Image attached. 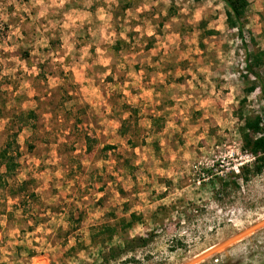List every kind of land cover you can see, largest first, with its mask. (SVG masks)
<instances>
[{
  "label": "rangeland",
  "instance_id": "obj_1",
  "mask_svg": "<svg viewBox=\"0 0 264 264\" xmlns=\"http://www.w3.org/2000/svg\"><path fill=\"white\" fill-rule=\"evenodd\" d=\"M249 1L0 0V264H264Z\"/></svg>",
  "mask_w": 264,
  "mask_h": 264
},
{
  "label": "trees",
  "instance_id": "obj_2",
  "mask_svg": "<svg viewBox=\"0 0 264 264\" xmlns=\"http://www.w3.org/2000/svg\"><path fill=\"white\" fill-rule=\"evenodd\" d=\"M225 3V21L229 27H235L242 35L243 29V17L247 12L249 0H222ZM246 59V69L259 77L260 74L254 70L253 65H259L263 62L264 51H252L247 53ZM250 56V58H249ZM253 60V61H252ZM254 85H248L245 91H252ZM259 88L264 96V84L260 83ZM247 131H245V130ZM253 132H258L257 135H253ZM242 139L245 144L250 147V150L254 156V164L252 171L260 172L264 167V117L256 116L252 119L248 118L245 120L244 128H242ZM8 149L6 145L0 151V157L3 159L6 170H11L13 164L11 165L10 159L4 160L8 156ZM107 229H111L110 226H104Z\"/></svg>",
  "mask_w": 264,
  "mask_h": 264
},
{
  "label": "crops",
  "instance_id": "obj_3",
  "mask_svg": "<svg viewBox=\"0 0 264 264\" xmlns=\"http://www.w3.org/2000/svg\"><path fill=\"white\" fill-rule=\"evenodd\" d=\"M255 2V1H254ZM256 3V2H255ZM249 6H250V1H249V5H248V8H249ZM260 6H261V8L260 9H264V5H262V4H260ZM248 10V9H247ZM262 12V11H261ZM263 22H264V19H263ZM262 51H264V50H262ZM263 62H264V57H263Z\"/></svg>",
  "mask_w": 264,
  "mask_h": 264
}]
</instances>
